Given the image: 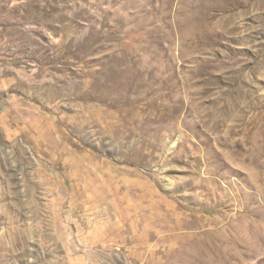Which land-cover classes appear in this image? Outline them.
<instances>
[{"label": "rangeland", "instance_id": "1", "mask_svg": "<svg viewBox=\"0 0 264 264\" xmlns=\"http://www.w3.org/2000/svg\"><path fill=\"white\" fill-rule=\"evenodd\" d=\"M0 264H264V0H0Z\"/></svg>", "mask_w": 264, "mask_h": 264}, {"label": "bare ground", "instance_id": "2", "mask_svg": "<svg viewBox=\"0 0 264 264\" xmlns=\"http://www.w3.org/2000/svg\"><path fill=\"white\" fill-rule=\"evenodd\" d=\"M131 227V226H130Z\"/></svg>", "mask_w": 264, "mask_h": 264}]
</instances>
